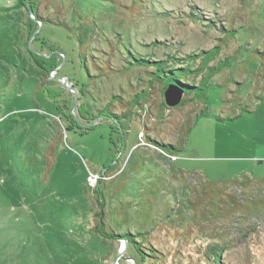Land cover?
Instances as JSON below:
<instances>
[{
    "label": "rangeland",
    "instance_id": "rangeland-1",
    "mask_svg": "<svg viewBox=\"0 0 264 264\" xmlns=\"http://www.w3.org/2000/svg\"><path fill=\"white\" fill-rule=\"evenodd\" d=\"M217 45L205 97L169 107L155 82L146 111L100 117L147 84L141 57L197 68ZM262 51L264 0H0V264H264ZM149 137L187 140L182 171Z\"/></svg>",
    "mask_w": 264,
    "mask_h": 264
},
{
    "label": "trees",
    "instance_id": "trees-1",
    "mask_svg": "<svg viewBox=\"0 0 264 264\" xmlns=\"http://www.w3.org/2000/svg\"><path fill=\"white\" fill-rule=\"evenodd\" d=\"M89 23L90 22H82V25H81L82 31L79 35V41L82 46L90 42V40L92 39L91 37L92 29L89 26ZM231 31L232 30H228L227 32L230 33ZM30 35L31 33L29 34V36ZM82 50L84 49L82 48ZM220 50H221V46L217 45L210 50H204L201 53H198L196 55L187 56L185 58L186 59L185 62H188V61L193 62L194 60L201 59V63L199 64L197 68H191L189 65L172 67V64H171L172 60H179L182 62L183 59H179L171 55L166 59H157V60L141 57L139 59L140 65L144 64L146 65L145 67H151L152 64L156 65V69L154 71L153 70L148 71L149 75H151V78L147 81V84L146 85L141 84V89L135 91L136 93L129 96L130 98L128 99H125L124 97L117 95V94L111 95L108 105L100 110V117H105L111 122H114L115 125L116 123L118 124L120 122V125H121L122 124L121 119L122 118L129 119L133 112V109L136 108V106H139L141 107V109L146 111L148 107L145 108V104H147L148 101H150V99L152 98V94H153L152 89H153V84L155 82L160 83V84L164 82L163 83L164 86L162 87L163 92L165 91V89L167 88L169 84H176V85L181 86L184 89L186 96L191 95L194 100H200L202 97H205V95L201 92L204 89L205 83L208 82V80L212 76H214L215 73L219 72L221 68H223L229 63V59L231 56L222 61H219V63L216 65L209 64L210 61H213L216 59V57L220 53ZM260 53L264 56V51ZM31 56L34 62L38 65V67L41 70H43L42 71L43 74H47L57 69V67L59 66V64L56 63L54 57L49 56V53L48 55L47 54L41 55V54H35L31 52ZM233 56L234 55H232V57ZM177 70L182 71L183 74L186 76L185 81H182L183 78L179 74L176 73ZM199 75H201V80L197 84L195 79ZM84 87L85 86H83V88ZM185 101L186 100H184V102ZM117 102L120 103L123 108V110L120 113L114 112L113 109L109 108V106ZM163 104H165L164 101H163ZM244 110L247 111V108H243V111ZM146 113H149V112H146ZM199 113L200 115H202L203 113L205 114V110L204 109L199 110ZM81 116H83L82 113H81ZM111 129L113 132L114 130L113 125L111 126ZM149 139L153 142V144L162 148V150H164L166 153L173 154L172 157H175V159L170 160L172 162L171 169L176 168L178 171H182L183 168H181L180 164H182L181 162L184 159H181V156H179V154L177 153L180 152L184 148V144L186 143L187 140L183 141L182 140L183 138L181 139V137L179 141L177 142L175 141L163 142L153 137H149ZM140 234L142 233L135 232L134 234H131L129 232H124L120 236L121 238L127 239L129 242V245H132L138 252L142 253V249L140 248V243L136 240V238L139 237ZM222 251L223 249H221V251L218 254L207 255L210 259L211 258L213 259L212 264H223V262L220 261V256H221ZM142 257L145 258L144 256Z\"/></svg>",
    "mask_w": 264,
    "mask_h": 264
},
{
    "label": "water",
    "instance_id": "water-1",
    "mask_svg": "<svg viewBox=\"0 0 264 264\" xmlns=\"http://www.w3.org/2000/svg\"><path fill=\"white\" fill-rule=\"evenodd\" d=\"M65 79H66L65 84L67 85V87L69 89H75L73 87L71 88L70 85L68 84L69 78L67 76H65ZM75 92H76V90H75ZM184 97H185L184 89L181 86L176 85V84L168 85L164 91L165 103L169 107L177 106L178 104H180L182 102ZM122 242H123V245L125 247L127 245V241L122 239Z\"/></svg>",
    "mask_w": 264,
    "mask_h": 264
},
{
    "label": "crops",
    "instance_id": "crops-1",
    "mask_svg": "<svg viewBox=\"0 0 264 264\" xmlns=\"http://www.w3.org/2000/svg\"><path fill=\"white\" fill-rule=\"evenodd\" d=\"M178 154V153H177ZM182 153H179V156H181ZM164 157V156H163Z\"/></svg>",
    "mask_w": 264,
    "mask_h": 264
}]
</instances>
